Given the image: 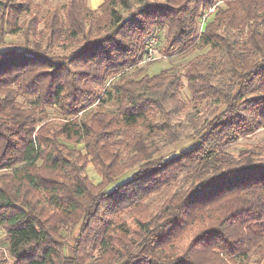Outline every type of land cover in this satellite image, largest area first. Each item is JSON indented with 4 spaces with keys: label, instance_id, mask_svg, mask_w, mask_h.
Returning a JSON list of instances; mask_svg holds the SVG:
<instances>
[{
    "label": "trees",
    "instance_id": "16d2710c",
    "mask_svg": "<svg viewBox=\"0 0 264 264\" xmlns=\"http://www.w3.org/2000/svg\"><path fill=\"white\" fill-rule=\"evenodd\" d=\"M3 2L23 41L0 50V264H264V140L230 151L264 129V0H69L22 25ZM161 32L166 56L208 51L146 74Z\"/></svg>",
    "mask_w": 264,
    "mask_h": 264
},
{
    "label": "rangeland",
    "instance_id": "374dc122",
    "mask_svg": "<svg viewBox=\"0 0 264 264\" xmlns=\"http://www.w3.org/2000/svg\"><path fill=\"white\" fill-rule=\"evenodd\" d=\"M68 1L69 0H31V3L28 5V3L23 2V0H15V3H22L21 6H24L25 9L26 8L29 9V11H24L22 14H20V18H19L20 24L22 25L24 21L26 20L29 21L33 17L38 16L39 18H42L46 16L47 12L50 11L52 8L56 6H62ZM101 1H104V0H87V4L90 8L93 9V7H96L98 3ZM150 1L151 2H164V0H150ZM4 4L5 2H3V0H0V50H3L10 43L15 44V43L23 41V35H22L23 32H20L19 34L13 35V36H8L6 34L5 35L3 34V31H2L3 30V23H2L3 16H2L1 8L3 7ZM218 5L223 6L224 4L220 1ZM213 8L215 9L216 7H213ZM159 34L160 35L156 34V37L158 38V45H157V51H156L157 59L152 62L139 64L140 67L142 66L146 69L145 73L151 76L157 75L161 73L163 70L170 69V68H175V69H178L184 72L188 66L189 61L192 58L198 55H201L202 53H206L208 51V49H205L203 51L191 49L186 54L178 53L173 57L166 56L165 55L166 54L165 32H161ZM184 96L188 101L190 100V95L187 89L184 90ZM19 101L23 102L24 98L20 97ZM49 113L52 116L55 115L53 109H49ZM263 140H264V129L255 133L254 135L250 137L240 139L237 143L231 146L230 151L234 155H238L241 150L250 148V146L252 145L260 144L262 143ZM195 144H196L195 140H191V139L185 140L165 150L163 154L167 155L168 157H172L174 155L179 154L181 151H184V150H187L193 147ZM69 146L71 147V145ZM79 149L85 153L83 145L80 146ZM134 172L135 170L129 171L125 173L124 175L120 176L112 185H110L109 189L115 187L116 185L125 183L126 181L131 179ZM86 173L89 178V181H91L94 186L99 185V183L102 180V177L97 171L96 167L92 163L88 164ZM160 197L162 196L156 195L154 197L155 199L154 201H158L156 199H159ZM64 234L68 240L67 249L64 254L72 257L73 256V250H72L73 241H74V237L78 234V229H76L73 234H71L70 232H65ZM0 239L1 240L4 239L3 233H1V231H0ZM3 249L7 253L5 246ZM10 262L13 263V260L11 259Z\"/></svg>",
    "mask_w": 264,
    "mask_h": 264
},
{
    "label": "built area",
    "instance_id": "2783aa9c",
    "mask_svg": "<svg viewBox=\"0 0 264 264\" xmlns=\"http://www.w3.org/2000/svg\"><path fill=\"white\" fill-rule=\"evenodd\" d=\"M215 9L212 8L208 11L207 14L204 15L202 21L208 20V15L210 13H214ZM157 45H158V38L156 36L151 37L147 43H146V51L144 52L142 56L141 63H148L152 62L157 59L156 57V51H157Z\"/></svg>",
    "mask_w": 264,
    "mask_h": 264
},
{
    "label": "crops",
    "instance_id": "0c3cea01",
    "mask_svg": "<svg viewBox=\"0 0 264 264\" xmlns=\"http://www.w3.org/2000/svg\"><path fill=\"white\" fill-rule=\"evenodd\" d=\"M103 1L99 2L98 5L96 7H93V10L97 9L101 4H102ZM92 9V8H91Z\"/></svg>",
    "mask_w": 264,
    "mask_h": 264
}]
</instances>
